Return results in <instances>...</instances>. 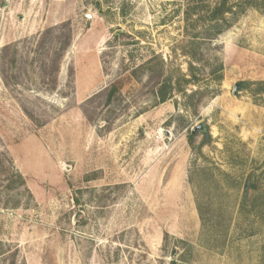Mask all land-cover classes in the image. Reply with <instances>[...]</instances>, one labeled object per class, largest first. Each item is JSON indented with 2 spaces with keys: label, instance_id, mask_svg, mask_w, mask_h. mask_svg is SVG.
Returning a JSON list of instances; mask_svg holds the SVG:
<instances>
[{
  "label": "rangeland",
  "instance_id": "374dc122",
  "mask_svg": "<svg viewBox=\"0 0 264 264\" xmlns=\"http://www.w3.org/2000/svg\"><path fill=\"white\" fill-rule=\"evenodd\" d=\"M186 5L0 0V264H264V16Z\"/></svg>",
  "mask_w": 264,
  "mask_h": 264
},
{
  "label": "trees",
  "instance_id": "16d2710c",
  "mask_svg": "<svg viewBox=\"0 0 264 264\" xmlns=\"http://www.w3.org/2000/svg\"><path fill=\"white\" fill-rule=\"evenodd\" d=\"M205 2V8L198 10V4ZM248 8H254L258 10L264 16V0H187V5L184 10L185 30L192 33L193 38H197L203 31L207 33L208 39L213 38L222 30L230 26L232 21L240 14L244 13ZM197 26L200 27L197 30ZM194 31V32H193ZM71 37L63 43L61 52L57 55L59 59L62 53L70 46ZM58 70V63L55 66ZM192 80H185L183 82H191ZM167 88H171L169 83H163L159 87L160 100L166 98ZM178 91H183V87L178 86ZM250 175L245 183V191L243 197L238 205V212L243 208L248 207L251 201L254 202L256 197L251 199V194L248 193L249 189H257L259 184L256 181L250 180ZM171 264H177L175 260L171 261Z\"/></svg>",
  "mask_w": 264,
  "mask_h": 264
},
{
  "label": "water",
  "instance_id": "95a60500",
  "mask_svg": "<svg viewBox=\"0 0 264 264\" xmlns=\"http://www.w3.org/2000/svg\"><path fill=\"white\" fill-rule=\"evenodd\" d=\"M237 85H238V84H235V86H234V89H233V92H234V93H236V91H237V88H238ZM202 127H203L202 124L199 123L198 125H196L195 127H193V128L191 129V133H194V132L197 131L198 129H202Z\"/></svg>",
  "mask_w": 264,
  "mask_h": 264
},
{
  "label": "flooded vegetation",
  "instance_id": "af4514ba",
  "mask_svg": "<svg viewBox=\"0 0 264 264\" xmlns=\"http://www.w3.org/2000/svg\"><path fill=\"white\" fill-rule=\"evenodd\" d=\"M203 130H204V129H203ZM203 130H202V131H203Z\"/></svg>",
  "mask_w": 264,
  "mask_h": 264
}]
</instances>
